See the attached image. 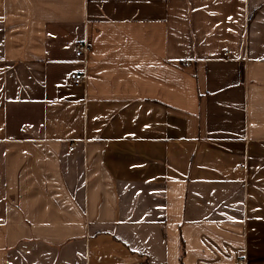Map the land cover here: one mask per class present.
<instances>
[{"label": "crops", "instance_id": "obj_1", "mask_svg": "<svg viewBox=\"0 0 264 264\" xmlns=\"http://www.w3.org/2000/svg\"><path fill=\"white\" fill-rule=\"evenodd\" d=\"M0 264H264V0H0Z\"/></svg>", "mask_w": 264, "mask_h": 264}, {"label": "built area", "instance_id": "obj_2", "mask_svg": "<svg viewBox=\"0 0 264 264\" xmlns=\"http://www.w3.org/2000/svg\"><path fill=\"white\" fill-rule=\"evenodd\" d=\"M90 51L91 45L86 38H82L76 41L74 51L76 57L82 58L84 61H86ZM69 78L74 84H81L83 81H85V73L83 71H73L69 74ZM69 149H73L72 143Z\"/></svg>", "mask_w": 264, "mask_h": 264}]
</instances>
